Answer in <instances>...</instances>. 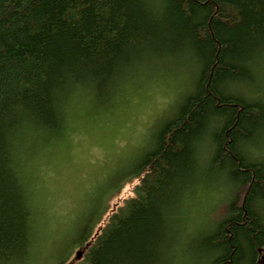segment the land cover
<instances>
[{"label": "trees", "instance_id": "16d2710c", "mask_svg": "<svg viewBox=\"0 0 264 264\" xmlns=\"http://www.w3.org/2000/svg\"><path fill=\"white\" fill-rule=\"evenodd\" d=\"M261 53L264 0H0V264H25L31 247L23 138L41 132L53 140L52 129L61 137L78 90L106 100L142 66L180 59L195 70L194 92L134 167L132 196L103 227L81 229L83 254L73 264H162L176 213L213 181L248 185L252 195L234 196L201 238L202 264H259L261 256L264 264V157L243 148L264 108L237 90ZM117 67L122 75L113 79ZM209 110L216 127L197 144L191 130Z\"/></svg>", "mask_w": 264, "mask_h": 264}, {"label": "rangeland", "instance_id": "374dc122", "mask_svg": "<svg viewBox=\"0 0 264 264\" xmlns=\"http://www.w3.org/2000/svg\"><path fill=\"white\" fill-rule=\"evenodd\" d=\"M170 61L140 68L107 101L87 89L78 90L66 107V128L60 139L52 140L41 132L23 138L25 149L19 154L28 175L33 216L25 264H58L71 256L74 261L81 250L76 245L80 229L96 221L97 229L103 227L107 215L117 212L132 196V184L121 182L122 175L153 149L161 125L193 91L195 70L185 59ZM243 86L237 89L240 93ZM159 98L170 101L169 114L156 125L151 137L137 146V121L145 105ZM130 146L136 152L132 159L125 153ZM255 151L260 155L259 149ZM227 195L229 191L221 181L212 182L192 196L182 207V215L172 220L173 228H188L185 237L170 239L186 252L191 264L199 260L197 253L188 252L190 238L223 217ZM182 239L184 245L180 246Z\"/></svg>", "mask_w": 264, "mask_h": 264}, {"label": "snow or ice", "instance_id": "6c2138e0", "mask_svg": "<svg viewBox=\"0 0 264 264\" xmlns=\"http://www.w3.org/2000/svg\"><path fill=\"white\" fill-rule=\"evenodd\" d=\"M151 3H155L156 0H150ZM250 81L247 82L241 89V93L245 95L251 103L254 105H259L264 108V53H261V62L259 65L255 63L250 64ZM122 75V69L117 67L113 70V79H118ZM170 101L163 98L150 101L144 107L143 114L137 121V127L134 130V143L137 146H142L152 135L156 129V125L161 119L167 118L170 111ZM216 127V113L209 110L201 118L200 124L194 127L192 131V136L190 137L193 142L201 144L207 138L210 131L214 130ZM52 134L57 136L59 129H52ZM102 131V130H101ZM247 144L243 146L246 153H253L255 151V145L259 142V154L264 157V117H262L258 124H254L246 130ZM47 140V137H45ZM4 151L3 138L0 137V153ZM128 159L134 158L136 152L133 147H129L125 150ZM2 158V157H0ZM176 179L183 180V174L178 170L176 173ZM239 195L241 200L247 196L252 195L250 187L248 185H242L237 189V192L233 194ZM261 197L264 198V192L260 193ZM160 207L159 211L161 215L167 214V204L164 199V195H161L159 201ZM262 207H264V199H262ZM224 211V210H221ZM174 255V260L172 264H191V260L185 251L180 250L176 247H170L168 244H162L161 246V256L164 260H167L169 256ZM2 258V257H0Z\"/></svg>", "mask_w": 264, "mask_h": 264}, {"label": "bare ground", "instance_id": "6f19581e", "mask_svg": "<svg viewBox=\"0 0 264 264\" xmlns=\"http://www.w3.org/2000/svg\"><path fill=\"white\" fill-rule=\"evenodd\" d=\"M160 62H171L170 60H163V61H160ZM153 63V62H152ZM149 64H151V63H149ZM149 64H146V65H144V66H142L141 68H144V67H147V66H150ZM196 76H195V81H194V85H195V83H196ZM127 79H125L124 81H122L121 82V84L123 83V82H125ZM194 92V87H193V91H192V93ZM192 93H190L189 95H191ZM114 95V94H113ZM113 95H111L110 97H112ZM188 95V96H189ZM188 96H186V97H188ZM110 97H108L106 100H104V101H107ZM185 97V98H186ZM171 118H173V117H171ZM171 118L169 119V120H171ZM169 120H167L166 122H164L162 125H161V127L160 128H162ZM199 148H201V146L199 147ZM152 151V150H151ZM151 151H148L147 153H149V152H151ZM136 166V165H135ZM134 166V167H135ZM131 168L128 172H126V173H124L122 176H123V178L121 179V182L122 181H125V183L127 182V184H132V186L134 185H136L138 182V180H135L134 178H135V174H134V171H135V168ZM22 168H23V175H24V179H25V182H26V186H27V189L29 188V184H28V181H27V173H26V171H24V166L22 165ZM214 182V181H213ZM222 182V185H223V187L224 188H226L228 191H229V195H227V198L225 199L226 200V205H225V210H224V215H223V217H221L219 220H217L215 223H213V224H209V225H205L204 226V228H203V230H201L200 232H198L195 236H192L191 238H190V245H189V247H188V252H190V253H193L194 255H196V253H197V259L199 260L198 261V264H202V263H204L205 261H204V256H203V251H202V249H200V247H198L199 246V243H200V240H201V238L202 237H204L205 235H208V234H210V233H212L213 231H214V229H215V227H216V225L225 217V214H226V207H227V204L229 203V201L234 197V193H236L237 192V189H234L233 187H230L229 185H227V183L226 182H224V181H221ZM121 186H122V184L120 185V186H118V188L116 189V192L118 193V192H120V189H121ZM206 187H208V186H206ZM206 187H201V188H198L199 190L197 191V192H201L203 189H205ZM197 192L196 193H194V194H192V195H190V197L187 199V200H185L184 202H183V204H182V206H181V208L179 209V211L176 213V217H178V215H182V211H181V209H182V207L184 206V204H186L187 203V201L192 197V196H195L196 194H197ZM236 197H237V199H238V201L240 202L241 201V198H240V196L239 195H235ZM111 214V213H110ZM109 215H107V217H108ZM33 217V216H32ZM98 221H96L95 222V225H96V223H97ZM32 223H33V221H32ZM86 224H90V223H86ZM33 225V224H32ZM85 226V225H84ZM83 226V227H84ZM82 227V228H83ZM81 228V229H82ZM205 228H207V229H205ZM81 229H80V231H81ZM183 229H186V231L183 233ZM182 230V231H181ZM80 231H79V233H80ZM187 231H188V228L187 227H185L184 225H182V226H177V227H171V232L175 235V237H173V234H172V240L173 239H176V238H182V237H185V234L187 233ZM180 233H183L182 235L180 234ZM78 238H79V236H78ZM170 238H168V240L166 241V244H168L170 247H176V248H179L178 247V244L176 245L172 240H171ZM178 240V239H177ZM185 241V240H184ZM184 241H183V239L182 240H180V242H181V244H180V246L182 245H184ZM186 241H187V239H186ZM198 247V248H197ZM78 248H80L81 250H80V252H79V254L77 255V258L76 259H78V258H81L82 257V254H83V249L81 248V247H79L78 245H77V249ZM72 259V256L71 257H69V258H66V259H63V260H61L58 264H73V263H75L74 261L76 260H71ZM172 260H174V255L173 256H169V258L167 259V260H164L163 258H162V264H170V263H172ZM259 264H263V256H261L260 257V260H259Z\"/></svg>", "mask_w": 264, "mask_h": 264}]
</instances>
